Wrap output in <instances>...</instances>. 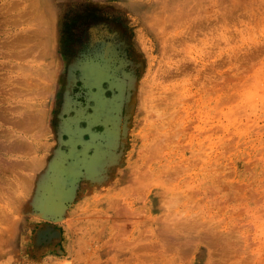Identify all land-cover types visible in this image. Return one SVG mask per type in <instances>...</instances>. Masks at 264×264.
<instances>
[{
  "label": "rangeland",
  "instance_id": "374dc122",
  "mask_svg": "<svg viewBox=\"0 0 264 264\" xmlns=\"http://www.w3.org/2000/svg\"><path fill=\"white\" fill-rule=\"evenodd\" d=\"M0 234V264H264V0H0Z\"/></svg>",
  "mask_w": 264,
  "mask_h": 264
},
{
  "label": "bare ground",
  "instance_id": "6f19581e",
  "mask_svg": "<svg viewBox=\"0 0 264 264\" xmlns=\"http://www.w3.org/2000/svg\"><path fill=\"white\" fill-rule=\"evenodd\" d=\"M37 17H38V16H34V15H33V16H31V18H29L30 20H31V19H34L33 26H31V25H32L31 21L33 22V20L30 21V20L28 19V20H29L28 23L31 24V25L29 26V28L32 27V30H31V31H32V34H35V35H32V36H31V34H28V35H30V36L27 37L26 34H25L26 31H25V33H24L25 36H24L23 34H20L19 36L17 35L16 38L18 39V38H20L21 35H23L24 38H25V40H26L27 38H29V37H32V38H29V40H30V39H34L33 41H34V42L37 41V43H38V40H39V42H41V43H38V45L41 44V46H40V47H42L41 50L38 48V45H36L37 43H36V44H33V42H32V44L35 45V47H37V48L40 50L41 53H42V52H43V53H42V54H41V53H38V54H41V55H38V54L35 55V53H33V52H32V53H33L34 55H33V54H30V53H31V48L34 47L31 43H30V46H32V47L29 46V47H30V51H29V48H27V50H28L30 53H29V52H26V53H27V54L29 53V55H31V56H37V57H38V56H41L42 59H40L41 57H40V58L38 57V58L40 59V61H44V60H46V61H47V66L49 65L48 67H50L51 64H50L49 61H50L51 59H53L52 55H53V53H54V52H53L54 50H53L52 52L49 50V48H51V46L48 45V43L46 42V38H45L46 36L48 37V34H45L46 31H47L48 29H47L45 23H43V22H41L40 20H38ZM29 28H28V30H29V32H30V29H29ZM28 30H27V31H28ZM33 30H34V32H33ZM30 33H31V32H30ZM45 35H46V36H45ZM23 36H22V37H23ZM34 36H36V37L33 38ZM14 39H15V38H14ZM36 39H37V40H36ZM35 40H36V41H35ZM16 41H17V40H16ZM27 42H30V41H28V39H27ZM26 44H27V43H26ZM49 44L51 45V43H49ZM52 46H54V45H52ZM48 47H49V48H48ZM52 48H53V47H52ZM32 50L35 51L36 48H35V50H34V48H33ZM39 50H37V51H39ZM35 52H36V51H35ZM14 55H15V54H14ZM26 57H27V55H26ZM37 57H35L37 60L35 59V60H33V61H37V62H39ZM32 59H34V58L32 57ZM32 59H31V61H32ZM27 60L30 61L29 58H28ZM60 60L62 61V59L60 58V59L58 60V63H59L58 65L62 64V62L60 63ZM28 61H27V62H28ZM51 63H52V61H51ZM22 64H23V63H22ZM25 64H26V60H25ZM30 64H33V63L30 62ZM35 64H36L38 67H34V70L31 69L32 71H30V69L26 67L29 71H28V70L26 71V68H25V71L22 72V73H23L22 75H26V76H27V74H28L27 72H30L29 74L31 75V77H36L37 75H40V76H39V78H40L42 74H39V73H40L41 71L43 72V70L46 71V69H48V67L46 66L45 63H44L45 66H43V67H42L43 64H42L41 62L38 63V64H37V63H35ZM40 64H41V65H40ZM27 65H29V63H27ZM22 66H23V65H22ZM29 66H31V65H29ZM45 67H47V68L45 69ZM60 68H62V65H61ZM21 69H23V68H21ZM49 71H50V70L48 69V70H47V73L50 74ZM24 73H25V74H24ZM26 73H27V74H26ZM43 73H44V72H43ZM45 73H46V72H45ZM47 73H46V74H47ZM29 74H28L27 78H25V84L28 82V81H26V79L30 78ZM46 74H44V75L42 76V78L44 77V78L46 79V76H47V80H48V78L50 77V75H49V74L46 75ZM20 75H21V74H20ZM45 75H46V76H45ZM26 76H23V77H26ZM48 76H49V77H48ZM20 78H21V77H20ZM36 78H38V77H36ZM36 78H30V79H32V80L35 79V81H31V80L29 79L32 83H31V84L28 83V84H30V85H34L35 82L37 81ZM42 78H41V79H42ZM18 79H19V78H18ZM41 79H38V80L40 81V83H41ZM21 80H22V78H21ZM23 80H24V79H23ZM42 80L44 81V79H42ZM47 80H45V81H47ZM39 81H37L36 84L39 83ZM49 81H50V79H49ZM49 81H47V82H49ZM33 82H34V84H33ZM28 84H27V87H29ZM37 85H38V84H37ZM39 86H41V85H39ZM39 86H38V91H39ZM30 87H31V86H30ZM33 87H34V86H33ZM49 87H50V86H49ZM34 88L37 89V87H34ZM34 88H33V89H34ZM46 89H48V88H46ZM14 90H15V89H14ZM27 90H29V89L27 88ZM40 90H41V88H40ZM48 90H50V89H48ZM48 90H47V91H48ZM29 91H32L31 88H30ZM34 91H35V90H33V92H34ZM41 91H42V90H41ZM44 91H46V90H44ZM44 91H42V92L39 91L38 93H40V94L42 95V93H43V94L45 93ZM47 91H46V92H47ZM16 92H17V90H16L14 93H16ZM34 93H36V92H34ZM26 94H27V96H28L29 98L36 97V96H35L33 93H31V92H28V93H26ZM29 94H32L33 97H30ZM46 94H48V92H47ZM49 94H50V91H49ZM49 94H48V95H49ZM38 95H39V94H38ZM42 96H43V95H42ZM45 96H46V95H44V97H45ZM25 97H26V96H25ZM47 97H48V96H46L45 98L47 99ZM36 98H37V97H36ZM36 98H34V99H36ZM38 98H40V96H38ZM45 98H44V99H45ZM42 99H43V98H42ZM31 100H32V99H31ZM29 101H30V99L28 100V102H29ZM26 102H27V101H26ZM30 102H31V101H30ZM43 102L45 103L46 100L43 101ZM48 102H49V101H48ZM32 103H33V102H32ZM32 103H31V105H32ZM34 103H35V102H34ZM28 105L30 106V103H29ZM33 105H34V107H36L35 104H33ZM33 105H32V106H33ZM46 105H47V103L45 104V106H46ZM30 107H31V106H30ZM38 107H39V106H38ZM40 108H41V107H40ZM27 109H29V107H27ZM31 109H32V108H31ZM31 109H30V110H31ZM34 109H35L36 111H39V110H40V109L38 110V109H36V108H34ZM25 110H26V109H25ZM26 111H27V110H26ZM31 111H33V109H32ZM27 112H28V111H27ZM29 112H30V111H29ZM34 112H35V111H34ZM34 112H33V114H35ZM37 113H38V112H36V116H37ZM27 114H28V113H27ZM29 115H30V113H29ZM25 117H26V116H25ZM37 117L41 119L40 116H37ZM26 118H27V117H26ZM28 118H29V117H28ZM28 118H27V119H28ZM31 118L34 119V120H36V121H34V122H37V121L40 122V120H39L38 118H36L35 116H34V117L32 116ZM42 121H43V119H42ZM23 122H24V120H23ZM27 122H28V121H27ZM39 122H37V123H39ZM40 123H41V122H40ZM30 125H31V124H30ZM30 125H29V123L27 124V126H30ZM42 125H43V124H42ZM28 128H29V127H28ZM38 128H40V127H38ZM42 128L44 129V128H46V126L41 127V130H43ZM46 129H47V128H46ZM46 129H44L45 132H46ZM29 130H32V129H29ZM33 132L35 133V130H34V129H33ZM33 132H32V133H33ZM32 133H31V134H32ZM34 133H33V135H35ZM73 151H74V150H73ZM31 160H32V162L30 163V166L32 167V165H33L32 163H33L34 161H33V158H32ZM28 165H29V163H28ZM33 167H35V165H34ZM33 184H34V186H35V181L33 182ZM54 184H55V182H54ZM9 227H10V226H9ZM6 229H8V228H6ZM10 230H11V228H10ZM10 232H11V231H10ZM1 234H2V233H1ZM1 234H0V236H1ZM6 238H7V236H6ZM1 243H3V242H1ZM1 243H0V244H1ZM4 243H6V242H4ZM11 243H12V242H11ZM10 245H11V244H10Z\"/></svg>",
  "mask_w": 264,
  "mask_h": 264
}]
</instances>
